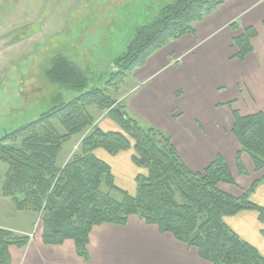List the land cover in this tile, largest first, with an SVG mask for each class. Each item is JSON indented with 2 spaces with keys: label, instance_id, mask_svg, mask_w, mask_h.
<instances>
[{
  "label": "trees",
  "instance_id": "1",
  "mask_svg": "<svg viewBox=\"0 0 264 264\" xmlns=\"http://www.w3.org/2000/svg\"><path fill=\"white\" fill-rule=\"evenodd\" d=\"M224 0H173L148 24L136 28L124 53L115 59L119 81L168 41L193 32L195 22L216 9ZM253 28L233 38L235 58L251 52ZM47 79L59 86L79 91L68 101L54 102L33 121L0 137V161L7 168L2 195L9 197L15 210L41 213L42 241L75 243L76 253L88 258L91 228L102 223L124 225L131 215L154 224L161 232L195 247L210 264H264V257L240 239L223 222L241 210L264 208L249 199L259 181H254L240 197L220 189L219 182L233 183L231 172L217 158L202 172H192L180 160L170 137L152 127H143L129 116L104 89L87 90L84 70L57 54L45 70ZM93 103L119 126L120 131H104L94 126L95 118L87 109ZM116 109H119L118 112ZM232 135L252 159L256 170L264 168V114L241 115L232 109ZM57 121L65 130L59 133ZM82 135L79 151L63 164L57 159L63 145L74 135ZM102 148L111 155L133 150L132 162L143 169L135 177L136 192L130 195L114 184L110 166L94 150ZM241 171V164L237 158ZM117 191L121 199L104 195L101 185ZM179 195L182 202L176 199ZM29 236L13 234L0 227V264H10L8 248L25 246Z\"/></svg>",
  "mask_w": 264,
  "mask_h": 264
},
{
  "label": "crops",
  "instance_id": "2",
  "mask_svg": "<svg viewBox=\"0 0 264 264\" xmlns=\"http://www.w3.org/2000/svg\"><path fill=\"white\" fill-rule=\"evenodd\" d=\"M248 27L255 31L250 39L252 50L239 60L234 57L233 38ZM193 29L192 33L168 41L124 78L129 90L122 106L143 127L168 135L180 160L192 172H202L222 158L233 183L219 182L221 191L240 197L254 181H259L249 199L264 208V168L255 169L231 132L232 109L243 116L264 114V0H224L195 22ZM94 126L120 131L106 111L97 113ZM78 136L72 149L79 147L82 135ZM94 154L110 166L114 184L134 195L135 177L143 169L132 162L133 150L111 155L97 148ZM4 176L0 186V227L30 237L25 246L8 248L10 264H210L200 258L195 247L135 215L129 216L124 225L93 226L86 260L76 253L72 239L45 244L42 225L34 231L35 223L28 213L16 210L10 217L12 203L2 195ZM223 222L264 257V219H260L258 211L241 210L224 216Z\"/></svg>",
  "mask_w": 264,
  "mask_h": 264
},
{
  "label": "rangeland",
  "instance_id": "3",
  "mask_svg": "<svg viewBox=\"0 0 264 264\" xmlns=\"http://www.w3.org/2000/svg\"><path fill=\"white\" fill-rule=\"evenodd\" d=\"M172 1L0 0V137L33 121L54 102L68 101L80 94L50 82L45 76L57 54L86 72L87 90L104 89L121 106L129 87L114 76L118 71L115 59L124 53L136 28L148 24ZM87 109L96 118L97 106L90 103ZM53 125L59 133L65 132L57 121ZM78 139V135L72 136L64 144L58 165L67 161L70 150L67 159L79 151L77 145L72 149ZM6 168L0 161V186ZM100 191L115 200L121 199L117 191L104 184ZM176 199L182 202L178 194ZM11 205V215H6L14 217L16 210ZM24 212L33 218L36 231L42 225L41 213Z\"/></svg>",
  "mask_w": 264,
  "mask_h": 264
},
{
  "label": "water",
  "instance_id": "4",
  "mask_svg": "<svg viewBox=\"0 0 264 264\" xmlns=\"http://www.w3.org/2000/svg\"><path fill=\"white\" fill-rule=\"evenodd\" d=\"M116 110H117L118 112H120L119 109H116Z\"/></svg>",
  "mask_w": 264,
  "mask_h": 264
}]
</instances>
